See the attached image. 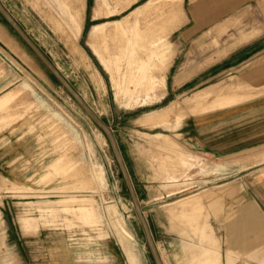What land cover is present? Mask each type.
Returning a JSON list of instances; mask_svg holds the SVG:
<instances>
[{"label": "rangeland", "instance_id": "374dc122", "mask_svg": "<svg viewBox=\"0 0 264 264\" xmlns=\"http://www.w3.org/2000/svg\"><path fill=\"white\" fill-rule=\"evenodd\" d=\"M200 1L0 0L112 132L162 264H192L203 242L177 201L224 184L252 196L251 153L264 145L237 147L242 116L224 121L216 153L194 148L183 126L235 101L264 104V82L257 93L218 75L264 49V0L180 43ZM0 35V79L13 83L0 95L11 141L0 154L12 158L0 176V264H154L104 134L1 17ZM221 199L216 212L236 206Z\"/></svg>", "mask_w": 264, "mask_h": 264}, {"label": "crops", "instance_id": "0c3cea01", "mask_svg": "<svg viewBox=\"0 0 264 264\" xmlns=\"http://www.w3.org/2000/svg\"><path fill=\"white\" fill-rule=\"evenodd\" d=\"M259 1L261 0H203L197 2L191 7L189 14L185 15L178 41L180 43L190 42L209 26L226 20ZM229 74L242 80V86L251 88L258 93L259 83L264 82V49L249 58L230 65L225 72L218 75ZM2 82L0 79V95L13 84L3 87ZM246 101L248 100L235 101L216 109L220 111L204 117L188 118L183 126L187 133H194L193 147L199 151L208 149L212 153H216L214 152L216 149L226 151L227 129L224 121L241 116L242 120L245 119L250 123L246 122L244 126V123L236 126L238 128L236 133L242 137L237 147H246L259 142L263 144L264 104L258 103V100ZM254 103L257 105H253ZM249 112L251 117H244ZM256 113L258 116H255ZM5 131H0V151L11 142L9 138L3 142V139L7 138L3 135ZM243 135L245 136L243 137ZM9 154L11 153L0 154V176L7 173L3 169L4 163L5 168H9V164L12 163V158L10 162L7 161L10 157ZM251 155L261 162L258 165H253L252 167L257 166V168L250 171V174L259 175L255 185L250 184L252 196H245L246 198L244 197L242 200L238 199L239 189L233 185L224 184L214 187V192L204 190L201 194L189 195V198L185 196L177 201L179 203L185 201L184 205L181 204L183 207L181 212L185 213L189 220L190 231L201 241L203 240V242L195 243L199 252L194 255L192 264H264V211L256 200L260 198L264 202L262 198L264 197V145L253 151ZM222 168L221 164H215L208 167L207 172H216ZM222 196L224 200H234L236 206L228 212L220 213L219 209L216 212L215 206H218V201ZM170 209L169 214L171 215L175 210L174 208ZM210 214L213 216L209 223Z\"/></svg>", "mask_w": 264, "mask_h": 264}, {"label": "water", "instance_id": "95a60500", "mask_svg": "<svg viewBox=\"0 0 264 264\" xmlns=\"http://www.w3.org/2000/svg\"><path fill=\"white\" fill-rule=\"evenodd\" d=\"M0 17L7 23V25L14 31V33L21 39V41L28 47V49L34 54V56L39 60V62L48 70V72L55 78V80L64 88V90L70 95V97L75 101V103L82 109V111L88 116V118L95 124V126L104 134L106 140L110 146L113 157L118 165L121 173L122 180L124 182L125 188L130 196L133 205V212L135 213L142 232L145 237V241L150 253V256L154 264H162L161 258L154 244L150 229L147 222L142 214L139 206L138 199L136 197L132 182L127 173L126 167L122 160L121 154L119 152L116 140L110 131V129L100 121L96 114L86 105L82 98L76 93V91L71 87V85L66 81V79L60 74L57 68L52 64V62L46 57V55L38 48V46L28 37L25 31L20 27V25L14 20V18L8 13L0 2Z\"/></svg>", "mask_w": 264, "mask_h": 264}, {"label": "bare ground", "instance_id": "6f19581e", "mask_svg": "<svg viewBox=\"0 0 264 264\" xmlns=\"http://www.w3.org/2000/svg\"><path fill=\"white\" fill-rule=\"evenodd\" d=\"M170 12V11H169ZM172 12V11H171ZM173 13V12H172ZM1 36V35H0ZM70 42V41H69ZM77 47V46H76ZM68 48H72L71 46H69ZM75 48V47H74ZM76 51V50H75ZM75 54H76V52H74ZM78 54V53H77ZM201 99V98H200ZM83 100V99H82ZM84 101V100H83ZM174 110V109H173ZM173 110H172V113H173ZM177 110V109H176ZM170 112H171V110H170ZM177 113V112H176ZM201 194V193H200ZM204 195V194H203ZM192 196H195V195H192ZM188 197V196H187ZM184 198V197H183ZM189 198V197H188ZM183 200V199H182ZM181 201V200H180ZM170 211H171V209H170ZM172 212V211H171ZM170 212V213H171Z\"/></svg>", "mask_w": 264, "mask_h": 264}]
</instances>
